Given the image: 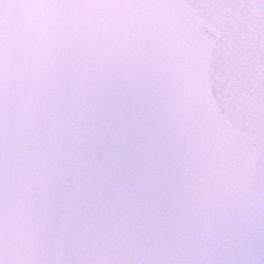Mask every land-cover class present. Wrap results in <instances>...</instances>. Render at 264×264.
Wrapping results in <instances>:
<instances>
[{
    "label": "snow or ice",
    "instance_id": "1",
    "mask_svg": "<svg viewBox=\"0 0 264 264\" xmlns=\"http://www.w3.org/2000/svg\"><path fill=\"white\" fill-rule=\"evenodd\" d=\"M0 264H264V0H0Z\"/></svg>",
    "mask_w": 264,
    "mask_h": 264
}]
</instances>
